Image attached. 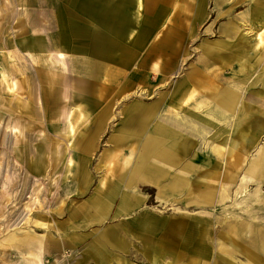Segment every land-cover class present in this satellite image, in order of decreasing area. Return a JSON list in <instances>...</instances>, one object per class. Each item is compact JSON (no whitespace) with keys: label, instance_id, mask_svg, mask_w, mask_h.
<instances>
[{"label":"crops","instance_id":"obj_1","mask_svg":"<svg viewBox=\"0 0 264 264\" xmlns=\"http://www.w3.org/2000/svg\"><path fill=\"white\" fill-rule=\"evenodd\" d=\"M141 2L138 9L137 0H0V89L7 90L13 101L7 129L11 149L15 159L26 164L34 176L60 168L66 174L67 162L72 161L67 171L73 177L61 183V192L86 193L68 218L73 228H86L80 226L82 215L89 218L95 214L98 203L117 184L110 211L101 221L87 226L110 223L115 218L121 237H130L128 225L142 229L137 224L142 215L153 220L145 209L155 201L162 206L180 204L187 217V209L203 207L199 192L218 193L225 176L223 156L211 166L210 162H200L196 154L205 152L213 140L223 143L224 154L230 149L229 142L236 140L235 152L240 157L243 154L242 143L235 138L237 129L215 125V135L205 140L185 135L182 145L186 149L169 170L159 169L150 159L134 171L152 126V122L138 125V114L158 118L159 90L150 79L162 67L159 48L164 41L160 43L158 38L157 17L166 10L161 9V0ZM210 61L207 69L198 70L196 80L207 85L210 81L223 83L229 73L217 59ZM196 66L184 74L182 91L196 86L188 78ZM139 83L148 85L151 98L129 97ZM257 141L254 146H258ZM254 146L247 151L246 161L256 154ZM187 164L190 170L184 168ZM242 172L233 174L236 186ZM174 180L180 183L171 187ZM78 196L70 199L77 201ZM121 196L134 209L128 215L114 216ZM192 218L188 222L192 223ZM73 233L75 239L86 237ZM169 238L174 239L166 234L161 240Z\"/></svg>","mask_w":264,"mask_h":264},{"label":"bare ground","instance_id":"obj_2","mask_svg":"<svg viewBox=\"0 0 264 264\" xmlns=\"http://www.w3.org/2000/svg\"><path fill=\"white\" fill-rule=\"evenodd\" d=\"M221 1L217 0L216 4L218 5ZM228 1H230L228 8L224 5L218 7L217 15H221L220 11L221 13L226 11L225 8L235 10L245 3L248 4V7L242 12L239 21L228 20V26L222 34L224 39L220 40L218 45H214V48L209 43L197 59V66L192 72L195 73L188 77L192 85L196 83L195 87L190 88L191 91H182L183 85L180 84L175 87V81L172 77L170 78L171 73L169 74L167 71L171 67L163 66V61L159 58L162 67L155 77L150 79V81H155L156 88L159 90L156 98V105L159 108L158 118L154 119V115L147 113L138 114V125L152 122V126L149 138L143 148L144 152L137 156L138 161L133 169L134 171L139 170L146 163H150V159H154L152 163H156L159 169L169 170L173 164L180 160L184 149H186V146L182 145L185 135H194L205 140L207 136L215 135V125H233V130L237 129L235 138L240 139V143H242L243 154L241 157L235 152V149H238L236 140L229 142L230 149L227 154H224L223 143L213 142L214 140L208 142L205 152L196 154L200 162L203 161L205 164L210 162L211 166L213 163L221 162L219 157L223 156L222 166L225 176L219 186L218 193L212 190L199 192L198 200L202 202L203 212L210 216H198L192 220L195 225L202 227L201 230L205 229L206 225H212L215 231L220 232V234L215 232L217 235L213 233L199 238L205 240L203 242L204 251L207 248V252H209L206 264H222L224 260L229 261V264H251L249 260L257 264L259 263L258 253L264 255V196L257 194V191H264V140L263 143L258 140L259 147L254 146L257 139L264 135V0ZM141 5V0H137L138 9ZM247 23L251 29L249 32L239 29L240 25ZM211 59L213 61L215 59L228 60L223 62V70L229 73L227 77L223 78V83L210 81L207 85L196 80L198 70L208 68ZM210 71L212 72L213 69L210 68ZM138 95L139 97L143 96L142 92ZM15 100L21 104L18 97ZM8 103L11 101L8 100ZM130 116L128 117L129 121H131ZM252 146L257 147L256 154L246 161L245 155ZM216 159L218 160L215 162ZM71 162L68 160L67 170L70 169ZM22 167L26 170V164H22ZM184 168L190 170L191 166L187 164ZM241 170L244 173L236 186L233 184L235 177L233 174ZM257 178L260 180L258 181ZM179 183V180H174V182L171 181L170 186H177ZM117 186L113 188L112 193L107 194V198L98 203L95 214L89 215V218L87 215H82V225L80 226L85 227L103 219V216L110 211L113 205L114 198L118 193ZM170 186L168 184V187ZM233 188L235 189L233 190ZM31 203L35 204V208H37L35 212H39L40 199L34 196ZM29 207L31 205L27 204L25 209L29 210ZM133 209L134 205L129 204L126 198L121 196L114 209V216L128 215ZM33 221L38 225H49L39 215L35 216ZM137 224L145 229L156 228L154 220L147 215H142ZM202 224L206 227H203ZM123 228L125 229V227ZM120 232L121 226L119 231L109 230L101 233L94 241L93 247L99 250L103 257L105 244L102 240L113 238L121 240ZM166 232L172 237L181 238L182 228L176 225ZM45 237L46 239L51 238H47V235ZM66 238L67 244L72 245L75 234L72 233ZM42 240L43 236L33 234L26 222L25 225H20L17 231L8 232L6 236V241L10 244L16 245L20 249L30 250L25 253L24 264H32L31 261L38 258V253L33 252L31 246L36 243L40 244ZM118 242L120 241L118 240ZM157 242L158 245H154V247L156 250H161L164 247V241ZM227 243L236 246L239 255L233 256L229 252L231 249L227 247ZM243 254H246L245 258Z\"/></svg>","mask_w":264,"mask_h":264},{"label":"rangeland","instance_id":"obj_3","mask_svg":"<svg viewBox=\"0 0 264 264\" xmlns=\"http://www.w3.org/2000/svg\"><path fill=\"white\" fill-rule=\"evenodd\" d=\"M216 1L161 0L160 2L161 9L166 10L164 14L157 17L160 22L158 38L160 43L164 41L159 48V55L163 64L171 67L170 78L172 77L175 81V87L183 82L184 74L196 64L209 43L214 48V45H218L220 40L224 39L222 34L228 26V20L239 21L242 12L248 7L245 3L235 10H227L230 1L222 0L218 5ZM222 5L227 7L226 11L223 13L220 11L221 15H217L218 7ZM239 29L245 32L251 30L248 23L240 25ZM217 60L221 63L228 61L227 59ZM147 87L146 83H139L130 90L129 97L151 98ZM7 92L3 88L0 89V264L25 263V253L30 250L20 249L6 241L8 232L17 231V228L25 225V222L33 234L43 236L40 244L31 246V250L38 253V258L32 260V264H206L208 262L209 252L207 248L204 251L203 247L205 240L199 238L213 233L217 235L220 232L215 231L212 225H206V227L204 224L202 226L206 228L201 230L200 225H195L193 220L190 223L188 220L191 216L194 219V217L210 216V214L203 212V207H192L186 210L188 212L186 217L184 206L177 203L162 206L157 201L145 209L153 218L156 228L137 229L132 224L128 225L130 237H121V240L114 238L102 240L105 244V253L102 257L100 251L93 247L94 241L101 233L109 230L119 231L120 224L113 218L110 223L86 226L82 229L77 225L74 228L70 226L71 224L68 225L71 211L78 209L77 205L82 203L84 199L82 196L86 193H80L78 196L73 192H61V183L69 182L73 177L67 170L66 174L60 168L51 174L34 176L24 170V167L15 159L7 131L13 101L6 95ZM141 92L143 96L139 97L138 94ZM8 100L11 103H8ZM260 138L263 143L264 137ZM68 177L69 180H67ZM257 194L264 196V191H257ZM72 195L78 196L77 201L70 199ZM34 196L41 201L37 213L35 204L31 203ZM27 204L31 205L29 210L25 209ZM59 204L61 212L57 213ZM38 215L42 216L49 225L36 224L33 220ZM176 225L182 228L181 238H169L170 240H165V246L161 250H156L154 245H158L157 241L168 234L166 232L168 229ZM78 231L86 234V237L76 238L72 245L67 244L66 237L73 232L80 234ZM46 235L47 238H51L46 239ZM227 247L231 249L229 252L233 256L239 255L236 246L227 243ZM243 256L245 258L246 254ZM257 256L259 259L257 264H264V255L258 253ZM228 262L224 260L222 264H229ZM249 262L254 264L251 260Z\"/></svg>","mask_w":264,"mask_h":264}]
</instances>
